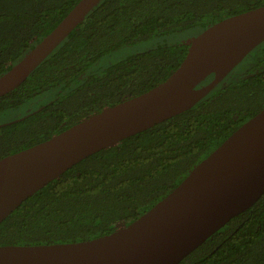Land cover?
<instances>
[{
    "label": "trees",
    "instance_id": "obj_1",
    "mask_svg": "<svg viewBox=\"0 0 264 264\" xmlns=\"http://www.w3.org/2000/svg\"><path fill=\"white\" fill-rule=\"evenodd\" d=\"M79 0H0V76ZM264 0H100L15 89L0 119L33 98L46 101L0 122V159L165 80L191 39ZM184 34L114 62L115 50ZM214 73L203 83L212 79ZM264 106V41L191 108L79 161L0 223V245L77 242L125 226L173 190L211 151ZM178 264H264V193Z\"/></svg>",
    "mask_w": 264,
    "mask_h": 264
},
{
    "label": "water",
    "instance_id": "obj_2",
    "mask_svg": "<svg viewBox=\"0 0 264 264\" xmlns=\"http://www.w3.org/2000/svg\"><path fill=\"white\" fill-rule=\"evenodd\" d=\"M100 0H79L0 76V97L18 87ZM264 41V4L195 35L169 76L50 138L0 159V223L25 199L87 156L194 106ZM214 73L207 83L202 81ZM264 193V106L196 164L151 208L92 239L0 245V264H178Z\"/></svg>",
    "mask_w": 264,
    "mask_h": 264
},
{
    "label": "rangeland",
    "instance_id": "obj_3",
    "mask_svg": "<svg viewBox=\"0 0 264 264\" xmlns=\"http://www.w3.org/2000/svg\"><path fill=\"white\" fill-rule=\"evenodd\" d=\"M183 35L184 34H176V35H169V36H163V37H154V38L139 42L134 45L123 46L115 50L114 52L104 56L103 58H101L97 63L91 66L90 70L95 71V72H100L104 68L113 64L114 62L124 59L126 56L130 54L146 51L147 49L154 47L156 44L162 41H171V42L175 41L173 39L177 40L178 37H183ZM54 93H55V90H51L41 95H38L37 97L33 98L28 103H26L24 107H21L15 110L14 112H12L11 115H9L7 118L0 119V122L4 120H8L10 118L19 117L31 111L32 109H34L35 107L43 103L44 101L48 100Z\"/></svg>",
    "mask_w": 264,
    "mask_h": 264
}]
</instances>
